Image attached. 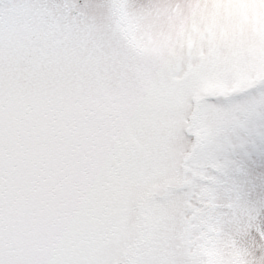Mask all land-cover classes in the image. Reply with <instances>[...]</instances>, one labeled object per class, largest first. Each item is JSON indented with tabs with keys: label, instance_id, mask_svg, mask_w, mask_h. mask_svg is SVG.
Segmentation results:
<instances>
[{
	"label": "snow or ice",
	"instance_id": "6c2138e0",
	"mask_svg": "<svg viewBox=\"0 0 264 264\" xmlns=\"http://www.w3.org/2000/svg\"><path fill=\"white\" fill-rule=\"evenodd\" d=\"M0 264H264V0H0Z\"/></svg>",
	"mask_w": 264,
	"mask_h": 264
}]
</instances>
